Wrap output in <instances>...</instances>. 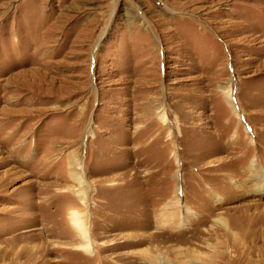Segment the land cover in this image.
<instances>
[{"label":"rangeland","instance_id":"374dc122","mask_svg":"<svg viewBox=\"0 0 264 264\" xmlns=\"http://www.w3.org/2000/svg\"><path fill=\"white\" fill-rule=\"evenodd\" d=\"M0 264H264V0H0Z\"/></svg>","mask_w":264,"mask_h":264},{"label":"bare ground","instance_id":"6f19581e","mask_svg":"<svg viewBox=\"0 0 264 264\" xmlns=\"http://www.w3.org/2000/svg\"><path fill=\"white\" fill-rule=\"evenodd\" d=\"M213 1H215V0H213ZM81 169H82V167L81 168L78 167V170H79L78 172L79 173L78 172L76 173V175L78 176L76 178H78V181H79L80 184H85L86 183V179H85L84 174H83V172H82ZM88 190L89 189H85L84 192H82V193L79 194V197L83 201V204L85 206H87ZM67 214H68V219H69V221H70L73 229H75L76 232L80 236L79 237L80 238V241H81L80 248L82 250L86 251V252H92L93 249H91V248H93V247H92V244H91L90 230H89V227L87 226V221H86L84 215H81L80 212L79 211H76V210H71ZM149 259H152V258H149Z\"/></svg>","mask_w":264,"mask_h":264}]
</instances>
